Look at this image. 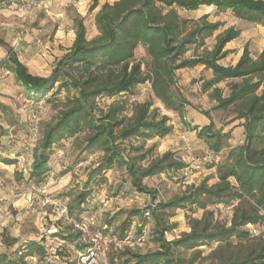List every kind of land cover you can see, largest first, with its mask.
<instances>
[{"label":"trees","instance_id":"1","mask_svg":"<svg viewBox=\"0 0 264 264\" xmlns=\"http://www.w3.org/2000/svg\"><path fill=\"white\" fill-rule=\"evenodd\" d=\"M20 1L0 0V7L13 4L17 8ZM206 6L219 11L228 10L241 20L264 27V0H114L101 4L99 0H91L88 11L97 10L90 23H87V15H73V40L55 59L47 76L30 72L15 49L0 38V45L6 47L0 65L13 74L27 99L39 102L53 90L54 93L64 90L70 94L66 95L64 109L55 122L44 128L33 151L28 177L38 185L49 171V159L55 144L83 131L86 132L87 148L103 152L101 163L90 171V177L115 163L124 165L133 186L140 192L150 193L142 179L171 169H183L185 163L174 159L171 151L155 157L146 166L137 165L145 155L133 156L130 151H138L141 146L121 143L129 138H138L143 143L170 133L168 117L159 115L152 108L151 101H140L135 97L140 96L143 88L151 87L165 108L181 115L187 101L171 91L178 69L196 65L210 69L212 77L203 82V89L212 88L210 95L216 101L215 108L233 107L235 110L230 122L239 121L236 124L242 126L244 138L241 143L228 145L224 159L215 164L213 183L209 184L205 179L167 202L154 207L150 205L142 211H128L118 227L111 225L115 217L106 223L97 222L104 233L121 236L133 221H137L138 230L147 228L148 241L152 238L158 245L153 252L142 253V249L119 252L117 256L124 264H201L203 260H209L207 264H264V236L256 234V228L248 229L250 225L264 223V48L252 58L245 46L234 65L219 63L224 55L221 52L223 46L237 38L240 30L232 26L224 29L213 47L204 49L205 38L223 22L209 21L207 14L197 19L183 17L180 12ZM138 46L144 49L149 59L147 73L143 71L142 63L134 58ZM225 80H229V92L223 96L216 84ZM98 98L111 99L107 111L95 106ZM128 109L131 111L129 117H118ZM8 111L9 107L0 102V116L1 112ZM193 130L216 154L230 138L229 130L214 129L211 120L199 129L193 127ZM0 162L12 164L14 161L0 156ZM87 194L81 191L74 197V204L70 205L68 201L69 213L79 222L95 217L92 213L81 215L83 207L88 208L85 203ZM216 204L232 208L228 224L214 220V211L207 207ZM193 206L201 209L202 215L188 217L189 230L172 241H166L164 233L175 227V223H168V218L177 209L191 210ZM149 215L154 221L153 230L149 229L145 219ZM135 216L139 218L134 220ZM55 222L58 224L47 226L56 228V233L47 240L56 246L63 262L73 264L77 252L84 247L81 233L61 219ZM60 224L64 225L63 230ZM24 238H30V243L23 248ZM203 246L209 247L205 256L200 248ZM173 249L191 251V258L185 263L184 258L174 256ZM13 251L14 258L0 253V264H29L37 257L46 264L36 236L21 238Z\"/></svg>","mask_w":264,"mask_h":264},{"label":"rangeland","instance_id":"2","mask_svg":"<svg viewBox=\"0 0 264 264\" xmlns=\"http://www.w3.org/2000/svg\"><path fill=\"white\" fill-rule=\"evenodd\" d=\"M74 1L69 0L62 6L61 11L56 10L54 4L52 8L48 4L45 6L41 0L36 1L37 5L25 12L19 11L13 4L0 7V38L9 45L14 43L11 46L25 59L28 69L33 74L49 75L55 59L69 47L72 17L78 13L77 9L85 11L87 23H90L93 13L97 10L88 11L91 0L83 7L74 6ZM99 1L101 4L103 0ZM180 14L194 19L207 14V20L223 22L222 26L205 38L203 47L206 50L213 47L224 29L232 26L240 30L239 36L227 42L221 50L224 55L219 59V63L223 65H234L245 46L248 47L252 58H256L264 48V27L241 20L228 10L219 11L213 6H206L190 12L181 11ZM59 40H63L62 43H59ZM1 53H6L5 46L0 45V58ZM190 54L191 51L188 55ZM134 58L142 63L145 73L149 72V59L141 46L136 48ZM211 77L212 71L203 65L175 71V84L171 91L174 94L179 93L187 101L181 115L165 108L151 87L143 88L138 99L151 101L152 108L156 109L159 115L167 116V124L171 126V131L165 137H154L143 143L138 138H129L122 141V145L141 146L138 151H130L133 156L145 155L143 160L137 162L140 166H146L149 161L166 151H171L174 159L185 163L181 170L171 169L142 179V184L150 191L147 193L140 192L133 186L124 165L115 163L111 168L98 171L94 177H90V171L101 163L103 152L87 148L85 131L66 137L55 144L49 159V171L41 185L29 179L32 154L43 130L47 124L55 122L60 111L64 109L66 95L70 94L64 90L54 93L53 90L41 101H31L24 96L13 74L0 65V102L9 107V111L1 112L0 116V156L14 161L12 164L0 162V216L8 219V228L2 232L0 239L2 242L0 252L14 258V241L22 237H34L42 228L58 224L48 210L39 204L38 189L43 185L47 186L51 195L66 198L70 205L74 204V197L79 192L86 191L88 194L85 203L88 204V208L84 206L81 215L92 213L98 223H106L115 217L111 225L118 227L128 211H142L150 205L154 207L160 202H167L205 179L209 184L213 183L215 164L224 159L230 145L241 143L244 135L242 126L236 124L239 121L230 122L236 114L233 107L215 108L216 101L210 95L212 88L203 89V82ZM228 85L229 80L216 84L223 96L229 92ZM110 102L111 99L98 98L95 106L105 112ZM130 115L131 111L128 109L118 117ZM210 120L214 129L221 128L230 132L226 145L217 154L208 149L206 143L199 139L193 130V127L197 126L199 129L207 125ZM62 171L66 172L62 174ZM31 184L34 189L31 188ZM73 208L77 210L76 207ZM207 208L214 211V220L217 223H229L231 207L216 204ZM201 215L202 210L194 206L191 210L186 208L175 210L174 215L168 218V223H175V227L164 233L165 240L172 241L181 236L183 232L189 230L188 217ZM133 218L136 220L139 217ZM145 219L149 229L153 230L152 217L149 215ZM60 227L62 230L65 228L62 224ZM253 228H256V234L264 236V223L261 226H248V229ZM13 233L16 238L12 236ZM200 248L202 256L209 251L208 246ZM157 249L158 245L151 238L140 252H153ZM173 254L184 258L185 263L191 258V251L173 249ZM208 261L203 260L201 264H207ZM29 264L43 263L37 257Z\"/></svg>","mask_w":264,"mask_h":264},{"label":"built area","instance_id":"3","mask_svg":"<svg viewBox=\"0 0 264 264\" xmlns=\"http://www.w3.org/2000/svg\"><path fill=\"white\" fill-rule=\"evenodd\" d=\"M37 5L35 0H23L17 6L19 11H29ZM139 96L135 97L138 99ZM41 195L39 204L47 209L55 219L70 224L74 230L81 233L84 247L77 252L73 264H124L123 260L117 256L119 252L125 250H140L146 246L149 239L147 228L138 230L139 224L133 221L123 235L116 233H104L95 217L87 218L83 221H77L69 213L68 201L66 198L57 195H51L46 185L39 188ZM56 233L54 226L42 228L36 234V240L43 249V259L46 264H70L63 262L57 254V248L50 243L47 238ZM23 248L30 243V238L22 239ZM110 253H114L113 256Z\"/></svg>","mask_w":264,"mask_h":264},{"label":"crops","instance_id":"4","mask_svg":"<svg viewBox=\"0 0 264 264\" xmlns=\"http://www.w3.org/2000/svg\"><path fill=\"white\" fill-rule=\"evenodd\" d=\"M41 1H43V4L46 6L47 4L50 6V8H52L53 7V4L56 6V10H58L59 9V11H61L62 10V6H65L66 4H67V2L69 1V0H41ZM106 1H108V2H112V1H114V0H103L101 3H103V2H106ZM57 2V3H56ZM90 2V0H75L74 1V6H76V7H78L79 5H81V7H83L84 5H86V4H88ZM100 2V1H99ZM80 7V6H79ZM78 10V13L80 14V15H82V16H85L86 15V13H85V11L83 12V11H81L80 10V8L79 9H77ZM70 32H71V36H70V39L69 40H71V42H72V40H73V37H74V29H73V25L71 26V30H70ZM62 41L63 40H59L58 42L59 43H62ZM11 45L13 46L14 45V43L12 42L11 43ZM2 55H1V58L0 59H2V58H4L5 57V55H6V53L4 54V53H1ZM18 57H19V59L22 61V62H24L25 64H27L26 62H25V59H23L20 55H18ZM31 188L32 189H34V186L33 185H31ZM30 192V191H29ZM28 198H29V196H28ZM32 198V197H31ZM7 228H8V219H7V217H5V216H0V239H1V237H2V232L4 231V230H7ZM14 238H16V235H14V233H13V235H12ZM23 238V237H22ZM21 239V238H20ZM20 239H18V240H16L15 242H14V248L17 246V244H18V242L20 241ZM0 245H2V242L0 241ZM1 253V252H0Z\"/></svg>","mask_w":264,"mask_h":264}]
</instances>
